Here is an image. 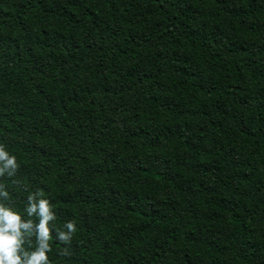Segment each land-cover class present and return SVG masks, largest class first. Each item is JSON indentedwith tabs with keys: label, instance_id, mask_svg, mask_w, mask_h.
I'll return each mask as SVG.
<instances>
[{
	"label": "trees",
	"instance_id": "obj_1",
	"mask_svg": "<svg viewBox=\"0 0 264 264\" xmlns=\"http://www.w3.org/2000/svg\"><path fill=\"white\" fill-rule=\"evenodd\" d=\"M0 264H264V0H0Z\"/></svg>",
	"mask_w": 264,
	"mask_h": 264
},
{
	"label": "clouds",
	"instance_id": "obj_2",
	"mask_svg": "<svg viewBox=\"0 0 264 264\" xmlns=\"http://www.w3.org/2000/svg\"><path fill=\"white\" fill-rule=\"evenodd\" d=\"M107 144H108V142L105 141V142H104V145H102V146H107ZM98 151H99V149H98ZM101 154H102V153H101Z\"/></svg>",
	"mask_w": 264,
	"mask_h": 264
}]
</instances>
